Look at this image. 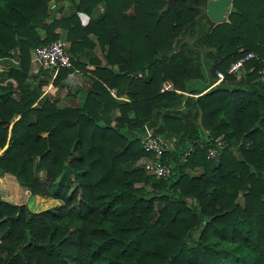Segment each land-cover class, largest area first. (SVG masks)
<instances>
[{
	"label": "trees",
	"instance_id": "1",
	"mask_svg": "<svg viewBox=\"0 0 264 264\" xmlns=\"http://www.w3.org/2000/svg\"><path fill=\"white\" fill-rule=\"evenodd\" d=\"M206 1L0 0V59L15 58L0 73V264H264V0L195 20ZM54 39L71 66L29 74L31 48ZM74 67L81 102L59 107ZM144 125L170 142L164 177L138 165ZM14 183L56 202H12Z\"/></svg>",
	"mask_w": 264,
	"mask_h": 264
},
{
	"label": "built area",
	"instance_id": "2",
	"mask_svg": "<svg viewBox=\"0 0 264 264\" xmlns=\"http://www.w3.org/2000/svg\"><path fill=\"white\" fill-rule=\"evenodd\" d=\"M253 56L251 51H247L243 55L230 61L225 68L226 73L235 74L238 76L240 67L243 61ZM70 67V55L66 51V43L59 39L51 40L45 44H37L31 48L30 59H29V74H37L41 68H49L50 78H52L59 67ZM261 74L264 73V65L259 70ZM214 74L216 78L208 86L212 85L215 81L223 77V73L220 70L215 69ZM164 89L169 87L168 82L162 84ZM214 145L205 148L204 156L210 159H216L220 150L224 146V141L219 137L213 139ZM139 143L141 148L146 151L147 155L143 156L139 163L142 169L150 173L154 178H161L168 175L171 172L170 166L166 163L161 162L155 157L161 152L168 149L170 142L161 138L152 132V130L143 126V129L139 136ZM188 147L183 155L184 156L190 151Z\"/></svg>",
	"mask_w": 264,
	"mask_h": 264
},
{
	"label": "crops",
	"instance_id": "3",
	"mask_svg": "<svg viewBox=\"0 0 264 264\" xmlns=\"http://www.w3.org/2000/svg\"><path fill=\"white\" fill-rule=\"evenodd\" d=\"M49 6H54V3L52 1L49 2ZM100 11H101V6H100ZM99 11V12H100ZM98 11L95 12V8L88 14L83 13V12H77L78 15V19L80 21V24L83 25L85 24V22L92 17H95L96 15L99 14ZM69 13H71V9L66 5V3L63 1L61 2V4H56V8H54L53 10V15L54 17H60V16H65L68 15ZM64 33V30H60V36H62ZM94 41V40H93ZM66 43V45L68 44L67 41H64ZM95 54L97 53V49L96 47L94 48L93 51ZM80 62L83 64H86L87 67H89L88 64V60L87 57H80L79 58ZM15 58L12 57H4L0 59V66H4L5 64H10V62H14ZM8 66V65H7ZM83 73H87L86 70H83L81 68H77L74 67L73 70L71 72H69L66 77L63 79V81L65 82V86H62L59 90L61 91V89H64V94L63 96H57L59 95L58 93V89L55 92L54 96L56 99V104L61 107V106H67V105H73L76 106L81 102V98H82V90L84 89L85 85H86V79L84 77ZM50 78V77H49ZM51 79V78H50ZM76 101L75 103H72L73 101ZM6 176V180L10 181L11 179H13L12 176L9 175H4ZM8 178V179H7ZM11 178V179H9ZM10 185V183H8ZM12 186H15L19 192L20 190H22L21 187H19L16 183L11 184ZM14 187V188H15ZM16 190V191H18ZM14 195V193H13ZM28 197L30 198V196H27L25 198V202L27 201ZM53 200V199H52ZM12 202H15L13 200H11ZM19 201H23V199H19ZM16 201V202H19ZM56 202L55 200L53 201V203Z\"/></svg>",
	"mask_w": 264,
	"mask_h": 264
},
{
	"label": "rangeland",
	"instance_id": "4",
	"mask_svg": "<svg viewBox=\"0 0 264 264\" xmlns=\"http://www.w3.org/2000/svg\"><path fill=\"white\" fill-rule=\"evenodd\" d=\"M229 5V4H228ZM100 4H97L96 6H95V12L96 11H100ZM182 39H186V36L185 35H181L179 38H176V40H175V43H174V46L173 47H176L177 46V43L180 41V40H182ZM13 63V62H12ZM10 64H11V62H10ZM7 65H9V64H5L4 66H0V73L1 72H3L5 69H6V67H7ZM60 89V88H59ZM58 89V93H59V95H57L58 97L59 96H63L64 94H66V93H64V89H61V91ZM43 94H45V91H42L40 94H39V96L41 97V96H43ZM55 94V93H54ZM76 101L74 100L72 103H75ZM138 165L140 166V163L138 162ZM141 167V166H140ZM188 172H189V174H194L195 172L194 171H190V170H187ZM41 173V170L39 171V173L38 174H40ZM4 181H5V179H3ZM3 181V184L5 185V182ZM2 184V185H3ZM7 185V184H6ZM15 187V186H14ZM13 187V192H14V195H12L11 196V200H13V201H19V199H23V201L25 200V198L27 197V195H26V192L24 191H16V190H18L16 187L14 188ZM3 193V192H2ZM53 201L54 200H50V198H48V197H46V196H34V197H28V199H27V201H26V205L30 208V209H32V210H38V209H41V208H44V207H46V206H49L50 204H52L53 203Z\"/></svg>",
	"mask_w": 264,
	"mask_h": 264
},
{
	"label": "water",
	"instance_id": "5",
	"mask_svg": "<svg viewBox=\"0 0 264 264\" xmlns=\"http://www.w3.org/2000/svg\"><path fill=\"white\" fill-rule=\"evenodd\" d=\"M229 0H207L205 3V6L197 7L198 14L195 16V20L199 21V16L205 12L207 17L215 22H220L225 20V13L229 9ZM201 30L200 33L203 31V25L200 24ZM199 33V34H200ZM192 39L188 42L189 45H191ZM204 84H208V78L205 77L203 80ZM209 85V84H208Z\"/></svg>",
	"mask_w": 264,
	"mask_h": 264
},
{
	"label": "flooded vegetation",
	"instance_id": "6",
	"mask_svg": "<svg viewBox=\"0 0 264 264\" xmlns=\"http://www.w3.org/2000/svg\"><path fill=\"white\" fill-rule=\"evenodd\" d=\"M203 13H205V12H203ZM227 13V12H226ZM226 13H225V17H226ZM207 16V15H206ZM215 22V21H214Z\"/></svg>",
	"mask_w": 264,
	"mask_h": 264
}]
</instances>
